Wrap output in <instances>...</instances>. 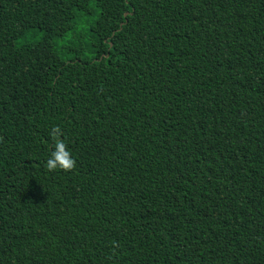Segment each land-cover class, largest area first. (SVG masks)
Masks as SVG:
<instances>
[{
  "label": "trees",
  "instance_id": "obj_1",
  "mask_svg": "<svg viewBox=\"0 0 264 264\" xmlns=\"http://www.w3.org/2000/svg\"><path fill=\"white\" fill-rule=\"evenodd\" d=\"M0 264H264V0H0Z\"/></svg>",
  "mask_w": 264,
  "mask_h": 264
},
{
  "label": "clouds",
  "instance_id": "obj_2",
  "mask_svg": "<svg viewBox=\"0 0 264 264\" xmlns=\"http://www.w3.org/2000/svg\"><path fill=\"white\" fill-rule=\"evenodd\" d=\"M61 134L59 126H55L51 133L55 141V151L52 152L45 165L48 171H55L58 168L64 171H71L76 166V161L72 158L67 145L63 140L59 139Z\"/></svg>",
  "mask_w": 264,
  "mask_h": 264
},
{
  "label": "rangeland",
  "instance_id": "obj_3",
  "mask_svg": "<svg viewBox=\"0 0 264 264\" xmlns=\"http://www.w3.org/2000/svg\"><path fill=\"white\" fill-rule=\"evenodd\" d=\"M68 39H69V36L65 37V38H62L58 41V44L59 45H62L64 43H67L68 42Z\"/></svg>",
  "mask_w": 264,
  "mask_h": 264
},
{
  "label": "water",
  "instance_id": "obj_4",
  "mask_svg": "<svg viewBox=\"0 0 264 264\" xmlns=\"http://www.w3.org/2000/svg\"><path fill=\"white\" fill-rule=\"evenodd\" d=\"M127 15V14H126Z\"/></svg>",
  "mask_w": 264,
  "mask_h": 264
}]
</instances>
